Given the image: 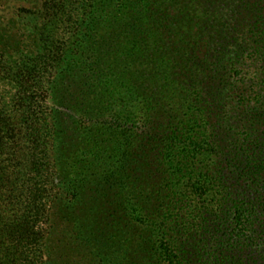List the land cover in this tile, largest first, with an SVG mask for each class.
Here are the masks:
<instances>
[{
	"label": "trees",
	"instance_id": "1",
	"mask_svg": "<svg viewBox=\"0 0 264 264\" xmlns=\"http://www.w3.org/2000/svg\"><path fill=\"white\" fill-rule=\"evenodd\" d=\"M32 10L0 22V264H264V0Z\"/></svg>",
	"mask_w": 264,
	"mask_h": 264
},
{
	"label": "rangeland",
	"instance_id": "2",
	"mask_svg": "<svg viewBox=\"0 0 264 264\" xmlns=\"http://www.w3.org/2000/svg\"><path fill=\"white\" fill-rule=\"evenodd\" d=\"M42 1L43 0H0V22L4 21V23H6V19L20 18L19 16L27 17L29 16V9H40V3ZM36 12L40 11L37 10Z\"/></svg>",
	"mask_w": 264,
	"mask_h": 264
}]
</instances>
